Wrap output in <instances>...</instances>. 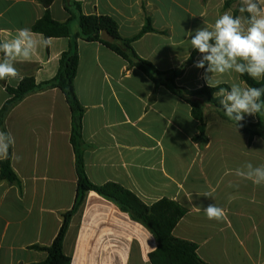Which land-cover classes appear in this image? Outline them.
Instances as JSON below:
<instances>
[{"label": "crops", "instance_id": "crops-1", "mask_svg": "<svg viewBox=\"0 0 264 264\" xmlns=\"http://www.w3.org/2000/svg\"><path fill=\"white\" fill-rule=\"evenodd\" d=\"M70 1L79 3L85 15L113 18L126 39L142 31L148 15L153 27L167 34L146 33L132 46L162 72L179 70L194 52L189 32L194 36L198 28H210L220 15H233L236 9L233 5L223 11L227 0ZM67 4L54 0L49 8L54 20L70 19ZM45 11L39 0H0V40L13 37L17 29L32 30ZM239 16L246 18V13ZM71 30L79 33L76 20ZM70 41L50 38L30 60L18 61L20 77L0 80V111L11 98L7 86L16 88L25 77L37 83L53 79ZM200 58L198 53L194 64ZM194 64L177 84L189 90L210 87L203 78L205 69ZM128 68V62L104 44L79 40L74 87L85 108L82 135L89 180L119 184L148 206L169 199L184 207L187 212L173 234L196 244L198 255L209 264H264V186L236 175L245 162L264 164V139L251 138L205 102L209 142L200 146L194 140L200 122L191 106L163 86L155 92L147 75ZM233 83L248 87L235 72L214 76L211 87L229 88ZM258 115L264 124V111ZM244 121L256 124L257 114L245 115ZM5 127L14 138L12 167L20 184L0 179V264H39L47 253L35 246L53 243L76 199L72 113L65 95L48 89L17 104ZM205 192L212 197L202 196ZM209 204L224 209L222 220L206 217L203 209ZM156 249L146 227L96 192L86 194L64 240L71 264H151L149 255Z\"/></svg>", "mask_w": 264, "mask_h": 264}, {"label": "trees", "instance_id": "trees-1", "mask_svg": "<svg viewBox=\"0 0 264 264\" xmlns=\"http://www.w3.org/2000/svg\"><path fill=\"white\" fill-rule=\"evenodd\" d=\"M39 1L45 6L46 11L44 16L34 24L33 32L42 34L46 38H70L69 48L62 53L58 73L53 79L37 83L34 77H25L16 88L7 86L6 90L11 98L0 111V130L8 133L5 121L17 104L32 93L48 89H59L65 95L72 113L70 142L76 157L78 178L76 199L72 209L64 213L61 228L53 243L49 247L35 246L37 250L47 253L46 260L39 264L72 263L71 257L64 252V240L70 222L80 210L88 192H96L103 198L113 202L121 211L127 213L132 220L142 224L152 233L157 242V249L149 255L151 264H209L198 255L196 244L178 239L173 234L175 227L187 212L184 207L169 199H162L152 206H148L134 193L119 184L96 185L89 180L84 165V152L87 145L82 135L85 108L80 104L74 87L79 64V40L104 44L128 62V69L137 68L147 75L155 84V92L163 86L184 99L191 106L193 117L200 122L199 134L194 140L202 147L209 142L206 132L207 120L204 113L205 102L219 108L225 115L220 104L222 97L217 93L220 88H228V86H203L200 89L189 90L177 84L176 80L185 69L194 64L195 57L199 53L197 50H194L179 70L166 72L159 71L151 62L141 58L132 46L134 41L146 33L167 34L166 31L156 30L152 25V19L148 15L145 16V25L142 31L137 36L126 39L120 35L119 26L113 18L106 15H85L81 10V5L77 2L67 0V10L71 17L66 22H58L52 18L49 9L54 0ZM236 2L237 0H227L223 11L231 8ZM239 12L238 9H234L233 16H239ZM247 16L246 13V18ZM75 20L78 22L80 31L78 34L73 35L71 24ZM240 78L247 86L264 87V79L256 81L247 75H240ZM257 117L258 122L256 124L243 120L240 122L243 126L240 128L244 133L249 134L251 138L260 136L264 139V124L259 119L258 113ZM0 179L10 184H20V179L12 167V145L9 148L8 157L0 162Z\"/></svg>", "mask_w": 264, "mask_h": 264}, {"label": "clouds", "instance_id": "clouds-1", "mask_svg": "<svg viewBox=\"0 0 264 264\" xmlns=\"http://www.w3.org/2000/svg\"><path fill=\"white\" fill-rule=\"evenodd\" d=\"M241 2L239 11L246 12L247 18L225 12L210 28H198L194 36L188 33L192 37L191 48L201 54L194 67L205 69L203 78L210 87L214 76L229 72L247 75L256 81L264 79V0ZM49 44L50 38L34 33L27 27L17 29L11 38L0 40V80L20 77L16 63L30 60L39 49ZM215 82L218 84L219 80ZM217 95L222 97V109L236 123L237 129L243 126L240 122L245 115H256L264 111V87H242L233 83L229 88H220ZM12 144V135L0 131V159L8 157ZM236 175L255 185L264 186V164L254 166L251 162H245L236 169ZM202 196L212 197V194L205 192ZM203 211L209 220L219 221L225 216L224 209L216 204H209Z\"/></svg>", "mask_w": 264, "mask_h": 264}, {"label": "rangeland", "instance_id": "rangeland-1", "mask_svg": "<svg viewBox=\"0 0 264 264\" xmlns=\"http://www.w3.org/2000/svg\"><path fill=\"white\" fill-rule=\"evenodd\" d=\"M234 6H235V8L236 9H240V7L242 6V2H241V0H237V2L234 4Z\"/></svg>", "mask_w": 264, "mask_h": 264}]
</instances>
